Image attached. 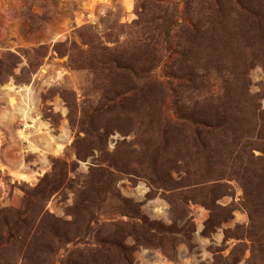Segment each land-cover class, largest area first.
I'll list each match as a JSON object with an SVG mask.
<instances>
[{"label": "rangeland", "instance_id": "1", "mask_svg": "<svg viewBox=\"0 0 264 264\" xmlns=\"http://www.w3.org/2000/svg\"><path fill=\"white\" fill-rule=\"evenodd\" d=\"M200 12L195 0H0V209L11 211L0 222V259L22 264L23 245L11 236L15 212L24 208V197L35 201V187L62 160L66 186L38 208L27 206L24 215L35 218L42 208L72 221L68 209L76 197L87 196L89 206L76 215L81 232L68 249L97 247L111 224L137 222L128 217L133 214L144 227L121 236L134 248L135 264H264L262 63L256 61L248 73L261 110L255 132L247 128L254 122L249 113L236 115L234 126L244 134L234 141L215 134L206 159L190 147L191 126L179 125L184 121L176 117L174 94L165 89L167 80L177 88L165 65L174 57L178 35ZM235 38L230 51L256 54L253 41ZM103 47L110 60L116 57L128 68L80 62L84 51L97 54ZM10 53L18 56L14 67ZM214 77H208L211 91L218 92ZM205 83L206 77L185 105L201 104ZM8 85L33 90L30 116L42 122L40 133L18 114L3 117ZM161 115L173 134L163 143L153 124ZM24 133L36 142L52 136L51 149L31 148ZM63 133L67 138L58 140ZM107 172L110 180L102 189ZM208 179L209 185L199 183ZM68 251L61 249L56 259Z\"/></svg>", "mask_w": 264, "mask_h": 264}, {"label": "trees", "instance_id": "2", "mask_svg": "<svg viewBox=\"0 0 264 264\" xmlns=\"http://www.w3.org/2000/svg\"><path fill=\"white\" fill-rule=\"evenodd\" d=\"M195 4L201 6L200 15L180 32L174 57L165 65L170 69L169 76L178 81L177 88L170 87L171 81L167 80L165 89L170 96L171 93L174 94L176 117L184 121L179 125L191 126V135L189 137L186 135L190 147L198 152L195 155L206 159L205 150L208 141L215 134H228L231 141L244 134L240 131L241 128L236 129L234 126L236 115L243 113L251 115V120L254 122L247 127L251 135L257 128L256 120L259 119L261 111L259 96L252 94L249 90L248 73L256 61H260L264 68V0H195ZM168 32L167 28V35ZM235 37L246 38L248 41H253V45H258L256 54H248L247 51L242 53L241 50L230 51L229 41L235 40ZM167 39L166 36L163 37V40ZM104 49L106 48H101L97 54L84 51L86 56L79 60L91 66H100L104 70H110L112 65L116 69L128 68L125 64L119 65L116 57L110 56V60L109 54ZM10 57L13 60L11 67H14L18 56L10 53ZM9 71L10 68L7 72ZM213 75L220 80L218 92L211 91L213 83L208 77L214 80ZM204 77L207 78V83L203 85V89L207 91V95L203 97L201 104L192 101L187 102L190 105H185V100L192 95V92L200 89ZM209 108L213 112L207 114ZM69 121L72 123L71 117ZM153 124L159 127L162 143L173 135L170 133L172 128L170 122L162 115ZM65 165V161L56 160L52 170L45 173L39 185L35 187V201L32 202L33 199L31 200L28 196L24 197V208L15 212L13 224L16 225L14 226L16 234L11 236L15 238V243L23 245L22 264H56V262L59 264H135L134 248L124 243L121 234L126 229H129V233L132 234L137 227H144L143 219L139 215L128 216L132 220H138L131 222L130 226L111 224L107 227L97 247H78L72 250L67 248V244L74 242L81 232L76 222V215L78 209H87L89 206L87 196L85 199L77 197L74 199L73 205L68 209L74 217L72 221L63 220L49 212H42V208L41 211L36 212L35 218L24 215L27 206L34 204L36 208L38 204L44 203L53 193L66 186L62 173ZM209 172L210 170L204 172L205 176H209L207 175ZM104 176L106 177L101 184L102 189L109 182L111 174L107 172ZM211 181L208 179L199 183L205 186ZM40 186L42 188H39ZM103 193V191L95 193V198L100 199ZM208 198L211 204H214V197ZM10 212L7 208L0 209V222H5ZM215 216L217 214L212 212L211 217ZM3 239L0 237V240ZM61 249L69 251L57 260L55 254ZM0 264L9 263L0 259Z\"/></svg>", "mask_w": 264, "mask_h": 264}, {"label": "bare ground", "instance_id": "3", "mask_svg": "<svg viewBox=\"0 0 264 264\" xmlns=\"http://www.w3.org/2000/svg\"><path fill=\"white\" fill-rule=\"evenodd\" d=\"M5 97H6V101H7V106L8 109L4 110V115L3 117H6L7 115H14V114H18L20 115L22 118L29 119L32 123L28 124L26 126L32 127L34 128V132H36V130L40 129L41 126V121L39 119H33L30 116V110L34 108V101H33V90L26 86L24 88H22L20 91H15L13 89L12 85H8L6 92L4 93ZM64 110V109H63ZM41 130H39L40 133ZM20 133H22L20 131ZM23 138L26 139L29 143V145L31 146V148L34 149H38V150H42V151H48L51 149L52 146V142L54 140V138L52 136H47V137H40V141L36 142L35 140L30 139L29 137L31 136L30 134H22ZM57 138V137H56ZM58 140L60 141H64L67 138V134L63 133L62 135L58 136ZM45 159L43 158L42 162L45 163ZM141 190V192H145L146 188H144L142 185L138 186ZM157 202V201H156Z\"/></svg>", "mask_w": 264, "mask_h": 264}]
</instances>
